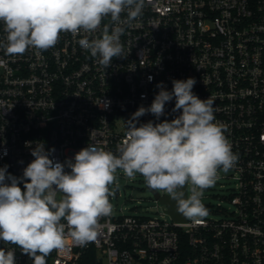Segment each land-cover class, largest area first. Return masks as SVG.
I'll return each mask as SVG.
<instances>
[{
  "label": "built area",
  "instance_id": "obj_1",
  "mask_svg": "<svg viewBox=\"0 0 264 264\" xmlns=\"http://www.w3.org/2000/svg\"><path fill=\"white\" fill-rule=\"evenodd\" d=\"M121 26L125 57L108 68L80 47L84 33H61L42 52L8 56L0 48V167L22 176L37 143L55 148L60 162L89 144L118 155L124 121L151 105L157 84L171 91L174 79L195 78L193 92L213 99L215 122L238 157L229 175L233 208L180 221L157 191L168 219L112 211L99 219L94 242L67 237L46 264H264V0H144L141 16ZM6 35L0 22V41ZM174 106L166 103L159 121L149 113L139 122L170 121L179 115ZM0 248L15 250L16 264H32L19 247L0 241Z\"/></svg>",
  "mask_w": 264,
  "mask_h": 264
},
{
  "label": "clouds",
  "instance_id": "obj_2",
  "mask_svg": "<svg viewBox=\"0 0 264 264\" xmlns=\"http://www.w3.org/2000/svg\"><path fill=\"white\" fill-rule=\"evenodd\" d=\"M143 7L144 0H0V22L7 33L0 48L8 56L23 55L29 48L42 52L54 47L61 33H84L80 47L108 68L114 58L125 57L121 25L140 17ZM105 18L112 24L102 27ZM98 30L101 34L93 36ZM195 84V78L174 79L171 91L163 82L157 84L160 90L151 105H141L124 121L118 155L89 144L60 162L52 158L55 148L46 150L43 143L31 148L26 142L34 159L22 176L9 173L8 165L0 167V241L19 247L32 264H46L53 250L63 252L67 237L78 246L94 242L99 219L112 214L110 186L118 170L128 179L141 174L148 188L167 193L180 215L199 223L209 214L202 202L204 190L215 185L218 170L227 172L238 157L226 127L215 122L213 99L199 98ZM173 100L172 112H179L174 119L139 122L149 113L159 121ZM188 185L190 195L185 196ZM0 264H16L15 250L0 248Z\"/></svg>",
  "mask_w": 264,
  "mask_h": 264
},
{
  "label": "rangeland",
  "instance_id": "obj_3",
  "mask_svg": "<svg viewBox=\"0 0 264 264\" xmlns=\"http://www.w3.org/2000/svg\"><path fill=\"white\" fill-rule=\"evenodd\" d=\"M230 174V170L227 172L218 170L215 185L204 190L202 202L210 205L208 216L220 217L224 215V211L233 208L228 196L232 192L235 181L229 176ZM190 188L191 185L186 187L187 196L190 195ZM110 189L114 192L110 203L115 213H136L167 219L170 216L163 212L165 204L157 200L155 193L148 188L141 174H136L135 179H128L122 171L118 170L117 180Z\"/></svg>",
  "mask_w": 264,
  "mask_h": 264
},
{
  "label": "water",
  "instance_id": "obj_4",
  "mask_svg": "<svg viewBox=\"0 0 264 264\" xmlns=\"http://www.w3.org/2000/svg\"><path fill=\"white\" fill-rule=\"evenodd\" d=\"M153 192L155 193V195H158V192L153 190ZM185 196H187V191H186V188H185ZM161 201H163L164 203H166V205L168 206L169 208V212L170 214L172 215V217L176 220H180V221H183L185 220L186 218L183 217L182 215H180L177 211H176V204H175V201H173L169 195H164L162 196L161 198Z\"/></svg>",
  "mask_w": 264,
  "mask_h": 264
}]
</instances>
